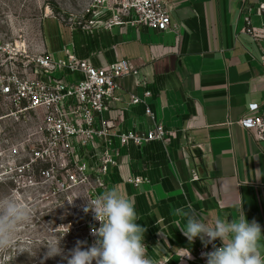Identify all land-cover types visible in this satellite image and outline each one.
<instances>
[{
    "label": "crops",
    "instance_id": "1",
    "mask_svg": "<svg viewBox=\"0 0 264 264\" xmlns=\"http://www.w3.org/2000/svg\"><path fill=\"white\" fill-rule=\"evenodd\" d=\"M171 29L160 32L135 24L108 26L113 11L103 8L83 27L56 15L42 20L41 53L56 58L71 50L98 68L127 60L136 73L118 79L119 89L106 118L109 132H147L154 120L167 135L161 142L120 146L117 166L98 194L116 187L134 201L147 229L148 256L166 264H196L203 243L189 242L176 227V209H192L212 226L217 218L232 220L243 211L264 233V150L255 133L238 121L251 103L264 113V67L260 4L264 0H168ZM48 22V27H46ZM249 22V24H248ZM251 27L255 38L246 33ZM151 96L144 97V93ZM132 96L143 100L133 104ZM81 158L92 165L98 150L90 146ZM259 170L260 173H256ZM259 175V178L257 176ZM144 181L134 185L133 178Z\"/></svg>",
    "mask_w": 264,
    "mask_h": 264
},
{
    "label": "built area",
    "instance_id": "2",
    "mask_svg": "<svg viewBox=\"0 0 264 264\" xmlns=\"http://www.w3.org/2000/svg\"><path fill=\"white\" fill-rule=\"evenodd\" d=\"M103 8L113 11L108 26L135 24L160 32L171 29L172 6L168 0H93L82 19L88 15L94 18ZM259 8L263 16L260 39L264 67V3ZM69 23L84 28L83 20L71 18ZM246 33L256 37L251 27L246 29ZM131 73L136 71L127 60L98 68L79 59L71 50H65L64 57L56 58L47 52L32 54L24 42L0 41V109L3 111L0 132L5 120L27 124L33 117H38L37 140L29 164H47L49 169L43 171L45 176H53L58 166L63 167L68 179L60 183L58 190L85 185L90 200L95 199L99 195L98 190L107 185L106 178L111 169L117 166L114 137L124 147L161 142L167 135L166 127L155 121L148 107L146 113L154 120L152 130L109 132L111 124L106 115L119 89L118 79ZM149 96L151 92L146 91L144 97ZM142 102L141 98L132 96L133 104ZM247 112L248 115L242 117L238 124L253 131L264 150V113L260 112L257 103L249 104ZM90 146L98 150L97 161L93 165L80 155V149L87 155ZM12 149L17 152L16 147ZM28 167L23 166L17 171L24 174ZM143 181L137 177L131 180L136 186ZM85 226L88 229L87 239L93 242L96 237L92 235V229L100 226L93 212ZM214 246L220 247L222 242L217 239L206 247L202 243L196 253L187 258L196 264H207V258L202 254L213 251ZM156 264L166 263L157 261Z\"/></svg>",
    "mask_w": 264,
    "mask_h": 264
},
{
    "label": "rangeland",
    "instance_id": "3",
    "mask_svg": "<svg viewBox=\"0 0 264 264\" xmlns=\"http://www.w3.org/2000/svg\"><path fill=\"white\" fill-rule=\"evenodd\" d=\"M93 0H0V41L24 42L29 52L41 53L44 46L42 20L58 16L64 23L70 14L78 17ZM46 22V27H48ZM3 111L0 109V116ZM27 124L2 122L0 132V198L14 196L33 212V222L19 229V242L31 248L27 252L10 251L0 254V264H67L62 256L44 259L49 239H61L63 254L67 256L81 242L82 249L91 247L85 222L92 211L84 212L90 197L87 186L75 185L58 190L68 177L58 166L54 175L45 176V163H30L37 140L38 117ZM16 147L17 152L12 148ZM29 165L24 174L18 169ZM95 264V261H93Z\"/></svg>",
    "mask_w": 264,
    "mask_h": 264
},
{
    "label": "clouds",
    "instance_id": "4",
    "mask_svg": "<svg viewBox=\"0 0 264 264\" xmlns=\"http://www.w3.org/2000/svg\"><path fill=\"white\" fill-rule=\"evenodd\" d=\"M256 173H260L257 170ZM259 178V175L257 176ZM92 211L94 219L100 222L99 228L92 229L95 243L82 249L81 242L65 256L60 239H49L43 246L47 249L44 259L62 256L67 264H156L148 256V247L144 243L147 229L137 223L141 217L136 211L134 201L126 198L113 187L89 200L84 212ZM182 222L176 227L181 230L189 242L199 237L205 244L219 239L222 246L202 255L207 264H264V233L258 222H249L243 211L232 220L217 218L212 226L205 223L194 209L184 211L176 209ZM33 212L14 196L0 198V254L32 250L19 242V229L33 222ZM207 238V239H205ZM191 258L186 249L182 257Z\"/></svg>",
    "mask_w": 264,
    "mask_h": 264
}]
</instances>
